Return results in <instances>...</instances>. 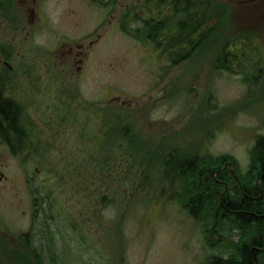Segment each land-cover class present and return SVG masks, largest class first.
Here are the masks:
<instances>
[{
  "label": "rangeland",
  "instance_id": "rangeland-1",
  "mask_svg": "<svg viewBox=\"0 0 264 264\" xmlns=\"http://www.w3.org/2000/svg\"><path fill=\"white\" fill-rule=\"evenodd\" d=\"M94 1L100 3L35 4L41 27L37 46L26 49L25 118L38 134L24 136L23 156L4 155L0 214L17 226L35 218L37 229L53 237L57 264H207L213 255L227 256L224 246H238L244 231L224 224L221 235L209 234L211 218L190 216L172 199L178 190L169 197L159 171L166 153L176 149L180 156L194 150L231 156L236 170L247 173L254 144L264 135V65L257 63V72L247 71L244 62L218 68L215 43L172 65L140 31L123 30L130 17L123 18L119 6L112 10ZM111 108L121 116L112 117ZM128 115L135 138L124 136L120 144L133 148L136 165L149 158L156 182L141 188L136 178L131 186L133 180L122 178L129 160H117L112 202L102 203L93 197V180L83 176L79 184L70 175L91 154L119 153L104 150L103 137L106 126L117 133ZM58 165L61 172L53 173Z\"/></svg>",
  "mask_w": 264,
  "mask_h": 264
},
{
  "label": "flooded vegetation",
  "instance_id": "flooded-vegetation-1",
  "mask_svg": "<svg viewBox=\"0 0 264 264\" xmlns=\"http://www.w3.org/2000/svg\"><path fill=\"white\" fill-rule=\"evenodd\" d=\"M36 2L37 0H0V104L7 102L11 110L7 116L0 110V184L7 180L5 153L15 158L23 156L24 136L30 135V132V136L38 134L34 124L25 118V62L29 52L26 49L32 45L37 46L41 27ZM99 2L95 3L105 5L107 9L113 10L119 6L121 14H129L132 18L141 16V25L145 20L150 21V26L161 23L168 28L171 21H176L175 26L183 30L187 26L186 22H189L188 30L195 29L197 32L193 37L194 43H215L219 47H227V54L215 51L212 56L214 63L219 60L233 61L234 57L239 62H244L250 57L247 48L253 47L256 52L253 58L264 65V0ZM15 3L19 7H15ZM202 14L206 15L204 22ZM68 53L73 58L76 57L72 55L71 48ZM78 62H81V59H78ZM227 167L232 177L235 176L233 162L226 161L218 171H224ZM208 178L207 176L205 181ZM229 181L231 182V179L228 176L226 181L217 180L219 184L224 183V191L233 186L229 185ZM205 188H208L206 184ZM37 224L33 218L27 226H17L7 222L0 214V264H57L53 237L37 229ZM253 249L258 248L253 246L250 251Z\"/></svg>",
  "mask_w": 264,
  "mask_h": 264
},
{
  "label": "trees",
  "instance_id": "trees-1",
  "mask_svg": "<svg viewBox=\"0 0 264 264\" xmlns=\"http://www.w3.org/2000/svg\"><path fill=\"white\" fill-rule=\"evenodd\" d=\"M205 16V14H202V22H204ZM124 17L131 16L123 14ZM140 19L141 16L137 15L133 18L131 17L126 24L122 22L123 30H126V32L128 30L140 31V38L145 43L152 44L154 49L159 52L160 58H165L172 65L187 60L198 50L210 49L211 47L210 43L202 42L201 45L194 43L193 37L197 32L195 29L188 30L190 29L189 22H186L187 26L182 30V28L175 26L176 21H171L167 26L168 28H166L161 23L150 26L148 24L150 21L145 20L143 21V25H141ZM202 39H204V34L202 35ZM226 49L227 47H219L218 51L221 54H227ZM247 49L249 50L250 57L244 61V63H248L246 69L247 71L257 72L259 69L257 63L261 62L253 58L256 54L255 48L249 47ZM233 59V61L219 60L218 64H214H217L218 68L227 70L229 65L232 66L234 62H239L235 57ZM0 110L6 114L5 116L10 114L11 111L7 102H1ZM107 112H111L112 117L121 116L119 108H111ZM129 117L125 116L126 123L121 129L117 130V133L113 129V126H106L108 134L106 132L103 137L104 150H106V146L118 149L119 153L117 155L91 154L90 157H86L85 162L79 160L75 171L70 175L79 184L83 183V176L85 182L86 178H89L91 181L93 180V197L102 203L112 202V198L108 197V192L111 191L109 183L114 177L119 175V173H115L114 169L117 160L121 164L129 160L127 170L122 173V178L126 177L127 181L133 180L130 182L131 186L134 185L136 178L142 181L140 183L141 188H148L153 182H156L154 180L151 183L147 169L149 158H143L136 165L133 148H126L120 144V139L124 136L129 138L128 141H133L135 138L130 133V120L132 116ZM102 126L104 127L105 125L103 124ZM163 158V170L159 172L163 179L168 180L167 183L170 185V188H168L169 197H171L170 192L173 189L178 190V194H176V197H172V199L175 198L180 201L190 216L197 219L199 217L211 218L212 226L208 231L209 234L221 235V229L224 224L227 225L228 230L237 227L242 229L246 234V239L241 241L238 246L234 247L233 245V249L228 248V243L224 246L227 249V256H223L222 254L213 255L207 261V264H264V135L260 136L254 144L251 165L247 173L241 174L239 170H236V166H234L235 176L233 177L229 169L218 171L226 161L230 160L233 162L232 157L228 155L211 157V155H207L204 152L199 153L194 150L192 153L180 156L177 154L176 149H170ZM233 163L235 165V162ZM87 164H90L91 170L85 174L84 168ZM60 167L59 165L57 168L55 167L53 173L57 174L61 172ZM214 173L216 174L214 175ZM226 174L231 179L230 185L233 186L230 187L232 190L229 188L227 191H224V183L219 184L217 180L220 181L222 179L226 181ZM58 176L61 175L59 174ZM207 176L209 178L205 181ZM205 184L208 188H205ZM212 188L216 189V192L213 191L215 193L209 190ZM160 191L163 192V188ZM125 193V189L121 190V192L116 194V198L119 195L123 197ZM253 246L261 250L253 249L250 251Z\"/></svg>",
  "mask_w": 264,
  "mask_h": 264
}]
</instances>
